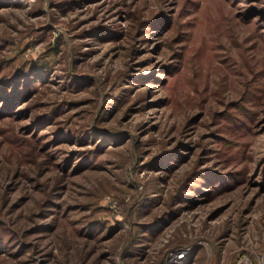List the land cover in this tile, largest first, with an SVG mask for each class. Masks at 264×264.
<instances>
[{
    "label": "rangeland",
    "instance_id": "rangeland-1",
    "mask_svg": "<svg viewBox=\"0 0 264 264\" xmlns=\"http://www.w3.org/2000/svg\"><path fill=\"white\" fill-rule=\"evenodd\" d=\"M264 0H0V264H259Z\"/></svg>",
    "mask_w": 264,
    "mask_h": 264
},
{
    "label": "built area",
    "instance_id": "built-area-1",
    "mask_svg": "<svg viewBox=\"0 0 264 264\" xmlns=\"http://www.w3.org/2000/svg\"><path fill=\"white\" fill-rule=\"evenodd\" d=\"M259 264H264V254L258 255Z\"/></svg>",
    "mask_w": 264,
    "mask_h": 264
}]
</instances>
